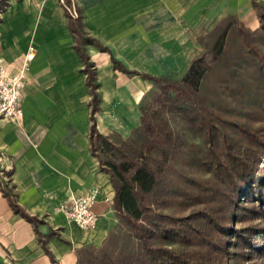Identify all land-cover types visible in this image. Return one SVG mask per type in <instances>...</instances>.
I'll use <instances>...</instances> for the list:
<instances>
[{"label":"crops","instance_id":"obj_1","mask_svg":"<svg viewBox=\"0 0 264 264\" xmlns=\"http://www.w3.org/2000/svg\"><path fill=\"white\" fill-rule=\"evenodd\" d=\"M255 1L264 0H75L82 28L108 50L85 43L94 65L95 90L76 47L70 16L61 0H8L0 14V56L10 73L35 47L24 89L23 114L0 118V264H78L85 246H101L118 217L110 174L92 149L91 131L112 141L142 123V99L155 83L114 66L155 76L184 74L204 51L199 37L224 18L237 16L260 27ZM94 185L96 230L85 231L55 207ZM11 190L24 213L16 211Z\"/></svg>","mask_w":264,"mask_h":264},{"label":"trees","instance_id":"obj_2","mask_svg":"<svg viewBox=\"0 0 264 264\" xmlns=\"http://www.w3.org/2000/svg\"><path fill=\"white\" fill-rule=\"evenodd\" d=\"M255 5L259 28L224 18L182 75L155 76L112 57L117 69L160 85L197 141L143 113L150 146L134 155L94 122L92 149L110 174L118 222L101 246L79 250L78 264H264V4ZM70 28L95 113L96 76L83 45L108 48L85 33L81 18L70 16Z\"/></svg>","mask_w":264,"mask_h":264},{"label":"built area","instance_id":"obj_3","mask_svg":"<svg viewBox=\"0 0 264 264\" xmlns=\"http://www.w3.org/2000/svg\"><path fill=\"white\" fill-rule=\"evenodd\" d=\"M61 1L71 17H80L75 0H71V3L65 0ZM35 55V47H29L23 56L22 67L17 73H10L5 59L0 56V118L22 116L27 73ZM101 193V187L94 185L83 194L69 196L55 209L63 212L81 229L96 230L99 226V215L95 211V205L99 201ZM105 200L113 201V198L107 196Z\"/></svg>","mask_w":264,"mask_h":264},{"label":"rangeland","instance_id":"obj_4","mask_svg":"<svg viewBox=\"0 0 264 264\" xmlns=\"http://www.w3.org/2000/svg\"><path fill=\"white\" fill-rule=\"evenodd\" d=\"M8 4H9L8 0H0V14ZM79 18H81V14ZM207 34H203L199 37L201 43H202L201 39L204 38ZM141 107H142V116L143 113H146L149 117H152V119L159 128L164 130L180 131L184 135H187L189 139L196 140V138L193 135H191L188 131H186L184 127L183 118L175 111L173 106L169 103V101L167 100L166 93L164 92V90L160 85L155 84V86L146 93V95L142 99ZM114 142L122 146L129 154H134V155H136L137 151L148 150L150 146V139L146 133V129L143 122L139 126L134 128L130 132V134L127 135L126 137L114 138ZM101 153L102 151L100 150L98 154ZM102 155H104V153H102Z\"/></svg>","mask_w":264,"mask_h":264}]
</instances>
